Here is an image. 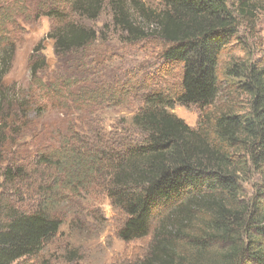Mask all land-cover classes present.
<instances>
[{"label": "trees", "instance_id": "1", "mask_svg": "<svg viewBox=\"0 0 264 264\" xmlns=\"http://www.w3.org/2000/svg\"><path fill=\"white\" fill-rule=\"evenodd\" d=\"M7 3L0 0V264L37 256L58 234L68 199L91 192L124 214L120 241L149 239L145 256L128 264H264V67L224 68L248 99L245 114L207 111L228 44L264 0H159L158 11L110 0L122 41L160 42L163 62L141 81L111 83L89 75L100 37L81 23L97 19L103 1L53 0L38 8L51 21L54 75L40 40L25 89L3 83L26 13L24 0H10L13 12ZM129 98L139 102L128 126L105 133L96 113ZM175 105L201 111L195 127L168 111ZM49 108L59 121L46 125Z\"/></svg>", "mask_w": 264, "mask_h": 264}, {"label": "rangeland", "instance_id": "2", "mask_svg": "<svg viewBox=\"0 0 264 264\" xmlns=\"http://www.w3.org/2000/svg\"><path fill=\"white\" fill-rule=\"evenodd\" d=\"M7 1L8 6L4 8L13 12L16 6H9L10 0ZM102 1L103 8L97 19L81 20L84 26L93 28L100 37L90 50V56L95 61L89 75L92 74L90 76L101 83H111L114 79L125 82L132 77L141 81L146 73L160 68L163 64L160 60V42L159 45L156 42L124 43L111 26L112 15L108 5L110 0ZM140 1L150 9L160 10L159 0ZM52 2L53 0H24L26 13L17 20L22 42L16 48L10 72L3 80L5 85L15 83L21 88L27 87L28 58L40 40L43 41L42 53L48 65L47 74L50 77L54 75L56 59L53 54V41L46 38L51 21L40 15L38 8L45 4L51 5ZM127 8L130 9L128 3ZM130 15L135 20V12L130 11ZM254 16L226 48L219 66L220 94L215 104L208 108V114L226 108L241 115L247 112V97L238 90L235 78L225 77L224 68L228 64L242 63V60L243 63L250 60L259 67H264V5L257 9ZM6 31L10 36L14 33L11 21L7 24ZM162 81L168 86L174 84L172 79L163 80L159 75V83ZM128 100L124 105L126 107L120 106L107 111L103 106V111L96 113L101 118L99 125L105 133L115 132L118 135L117 127L128 126L139 102L138 99ZM168 111L190 127L196 126L201 113L195 106L185 108L179 105ZM45 113L42 117L44 124H55L59 121L56 110L49 108ZM11 155L15 158L18 153L12 150ZM246 188L249 190V187ZM91 193H82L68 199L67 204L61 208V214L65 217L56 237L37 256L25 260L23 264H128L145 256L149 239L130 243L120 241L117 232L125 220L124 214L113 208L101 194Z\"/></svg>", "mask_w": 264, "mask_h": 264}]
</instances>
